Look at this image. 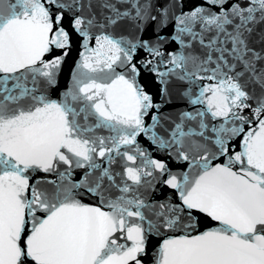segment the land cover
Instances as JSON below:
<instances>
[{
  "label": "snow or ice",
  "instance_id": "6c2138e0",
  "mask_svg": "<svg viewBox=\"0 0 264 264\" xmlns=\"http://www.w3.org/2000/svg\"><path fill=\"white\" fill-rule=\"evenodd\" d=\"M0 264H264V0H0Z\"/></svg>",
  "mask_w": 264,
  "mask_h": 264
},
{
  "label": "water",
  "instance_id": "95a60500",
  "mask_svg": "<svg viewBox=\"0 0 264 264\" xmlns=\"http://www.w3.org/2000/svg\"><path fill=\"white\" fill-rule=\"evenodd\" d=\"M77 58H78L77 50H76L75 47H74V50L70 53V56H69V58H68V61H67V65H66V67H67L68 65H71L72 62H73V60H74V59H77ZM61 83H62V85H63V83H64L63 78H62ZM151 86H152L153 90H155V84L152 83ZM143 142L147 145V141H143ZM148 146L151 147L150 145H148ZM154 155H157V154L154 153ZM165 195H167V191H166V190H164V191H160V192L156 193V197H157L158 199H162V198H164ZM152 243H155V240H153Z\"/></svg>",
  "mask_w": 264,
  "mask_h": 264
}]
</instances>
